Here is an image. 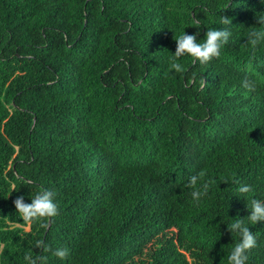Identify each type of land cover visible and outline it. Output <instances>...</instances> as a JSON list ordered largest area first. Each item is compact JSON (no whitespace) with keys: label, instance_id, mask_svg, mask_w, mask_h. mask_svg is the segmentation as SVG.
<instances>
[{"label":"trees","instance_id":"obj_1","mask_svg":"<svg viewBox=\"0 0 264 264\" xmlns=\"http://www.w3.org/2000/svg\"><path fill=\"white\" fill-rule=\"evenodd\" d=\"M260 14L262 0H0V264H227L232 219L264 264V222L247 218L264 201ZM211 28L231 32L219 57L170 70L175 39ZM43 190L58 213L28 225L13 201Z\"/></svg>","mask_w":264,"mask_h":264},{"label":"clouds","instance_id":"obj_2","mask_svg":"<svg viewBox=\"0 0 264 264\" xmlns=\"http://www.w3.org/2000/svg\"><path fill=\"white\" fill-rule=\"evenodd\" d=\"M264 3V0H262ZM257 19L261 25L260 30H253L249 34L248 43L252 48H255L260 42L264 41V14L257 15ZM221 24L231 27V18L223 16L221 18ZM199 29V27H196ZM228 28H211L206 31L204 40L202 43L198 42L197 36L199 32L194 34H186L182 32L176 39L175 52L172 53L169 62L170 70L175 72L184 71L182 65L177 61L184 56H190L193 58V62H199L200 64H206L216 57H219L221 47L228 42L231 32ZM247 87V82H245ZM203 173L192 175L188 178V187H195L198 182L202 181ZM209 189L208 182L200 183V188L192 191L191 196L194 201H199L202 195L206 194ZM16 190L13 185L9 191V195ZM237 191L240 194H248L252 191L251 185H241ZM16 214L19 215L21 220L30 225L33 222L39 221L42 218L55 217L58 213V206L54 200V193L52 191L43 190L37 192L30 200V203H26L24 196H17L13 201ZM251 225L257 224V222H264V201L253 199L251 201L250 215L247 216ZM227 229L231 235L236 234L239 239L233 247L230 249L227 264H248L249 252L256 247L257 239L253 232L249 230V226H246L244 219H232L231 223H227ZM36 248L43 250H50L43 240H37L35 244ZM53 255L63 260L69 255L67 248H57ZM25 264H44L46 260L43 256L33 257L31 252L26 253L23 256Z\"/></svg>","mask_w":264,"mask_h":264},{"label":"rangeland","instance_id":"obj_3","mask_svg":"<svg viewBox=\"0 0 264 264\" xmlns=\"http://www.w3.org/2000/svg\"><path fill=\"white\" fill-rule=\"evenodd\" d=\"M26 229L28 230V229H29V226H28V227H26Z\"/></svg>","mask_w":264,"mask_h":264}]
</instances>
